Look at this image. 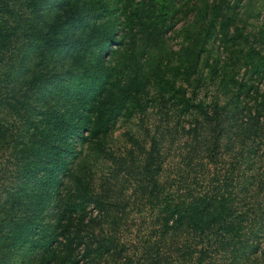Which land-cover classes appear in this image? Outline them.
Returning <instances> with one entry per match:
<instances>
[{
  "label": "trees",
  "instance_id": "trees-1",
  "mask_svg": "<svg viewBox=\"0 0 264 264\" xmlns=\"http://www.w3.org/2000/svg\"><path fill=\"white\" fill-rule=\"evenodd\" d=\"M250 2L0 0V264H264Z\"/></svg>",
  "mask_w": 264,
  "mask_h": 264
},
{
  "label": "rangeland",
  "instance_id": "rangeland-1",
  "mask_svg": "<svg viewBox=\"0 0 264 264\" xmlns=\"http://www.w3.org/2000/svg\"><path fill=\"white\" fill-rule=\"evenodd\" d=\"M246 1V0H241ZM250 8V12L247 13L248 15V19L246 20V27L247 30L248 28H251L253 30H257V26L260 24V17L256 18L255 15H253V13L255 12V10L258 9H264V0H251V2L249 3ZM246 14V13H245ZM182 21L178 22L176 24V27H179ZM178 38H172L169 40V45L171 46V48L176 49L178 46ZM217 54V49L213 48L211 51V55L214 56ZM211 88V84L208 86V88H204L203 90L199 91V95H204V96H211L213 94V92H211L209 89ZM128 129H130L131 131H136L135 128V122H126V121H119L117 123V125L115 126L113 133L110 137V145L117 151H122L123 149L128 150V148L130 147L131 142H133V138H128V134H126V132L128 131ZM135 150L138 151L137 147H135ZM111 171V166L107 163L101 162L99 163L96 168L94 169V182H97L98 179L102 176V175H106L108 173H110Z\"/></svg>",
  "mask_w": 264,
  "mask_h": 264
}]
</instances>
